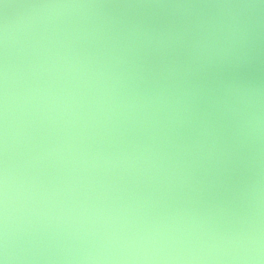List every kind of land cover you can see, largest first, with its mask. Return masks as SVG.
<instances>
[{
	"label": "clouds",
	"instance_id": "9594fccd",
	"mask_svg": "<svg viewBox=\"0 0 264 264\" xmlns=\"http://www.w3.org/2000/svg\"><path fill=\"white\" fill-rule=\"evenodd\" d=\"M0 264H264V0H0Z\"/></svg>",
	"mask_w": 264,
	"mask_h": 264
}]
</instances>
